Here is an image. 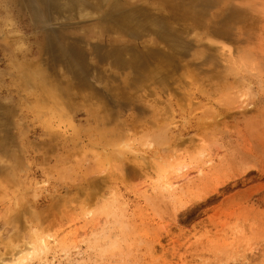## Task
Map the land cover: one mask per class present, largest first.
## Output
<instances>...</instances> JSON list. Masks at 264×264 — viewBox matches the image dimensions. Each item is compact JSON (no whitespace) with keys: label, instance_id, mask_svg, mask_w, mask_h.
Returning a JSON list of instances; mask_svg holds the SVG:
<instances>
[{"label":"rangeland","instance_id":"1","mask_svg":"<svg viewBox=\"0 0 264 264\" xmlns=\"http://www.w3.org/2000/svg\"><path fill=\"white\" fill-rule=\"evenodd\" d=\"M264 264V0H0V262Z\"/></svg>","mask_w":264,"mask_h":264},{"label":"bare ground","instance_id":"2","mask_svg":"<svg viewBox=\"0 0 264 264\" xmlns=\"http://www.w3.org/2000/svg\"><path fill=\"white\" fill-rule=\"evenodd\" d=\"M0 264H6V263L2 261V262H0Z\"/></svg>","mask_w":264,"mask_h":264}]
</instances>
